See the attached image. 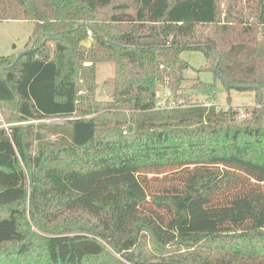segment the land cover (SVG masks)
Wrapping results in <instances>:
<instances>
[{"label": "trees", "instance_id": "obj_1", "mask_svg": "<svg viewBox=\"0 0 264 264\" xmlns=\"http://www.w3.org/2000/svg\"><path fill=\"white\" fill-rule=\"evenodd\" d=\"M250 3L254 20H221L220 0H0V20L34 23L26 54L0 56L5 117H65L0 129V264H153L136 259L149 243L179 249L164 264H264V0ZM186 49L254 91L249 117L157 108L162 83L184 96ZM150 175L170 184L149 192Z\"/></svg>", "mask_w": 264, "mask_h": 264}, {"label": "rangeland", "instance_id": "obj_2", "mask_svg": "<svg viewBox=\"0 0 264 264\" xmlns=\"http://www.w3.org/2000/svg\"><path fill=\"white\" fill-rule=\"evenodd\" d=\"M250 2H252V0H220L221 20L224 19V17L226 19L227 15L230 19H232L233 17L228 14L227 11H230V13L234 16L235 13L241 12L242 7L245 8V16L249 17L250 20H254V18L248 14L250 6L252 5ZM239 26L240 25L237 24L233 26L235 28L226 36L227 40H233L234 32L239 28ZM33 29L34 23L31 20H0V56H8L12 54L18 55L20 52L25 50L29 38L33 33ZM90 39H92V37ZM90 39L86 42L89 43L91 41ZM181 56L190 64V66L184 71L185 79L182 84L185 91L182 90L179 92L181 94L184 93V96L176 97V94L171 92V89L167 87V84L162 83L158 89L159 96L162 99H165L168 96L178 103L187 104L189 103L188 99L190 98L193 102H202L205 104L214 103L225 108L233 107L240 110L241 118L249 117V114L246 113L247 110L256 104L254 91H240L236 88H228L223 80L217 77L213 70L204 68L208 64V60L201 50L186 49L181 53ZM210 65H212V63ZM99 79L102 83H100L98 92L100 93V96L108 97L110 93V86L108 83L113 79L112 68L110 65L103 64L101 66ZM45 119L46 120L29 119L26 123L38 124L42 121L63 122L65 117L54 116ZM32 139L30 153L33 155L36 153V140L34 138ZM24 167L26 169L25 165ZM149 178V192L161 190L164 186L169 185V182L171 181L169 175H150ZM30 223L35 232L44 234V232L39 229L32 220H30ZM145 246L146 248L144 249V252H141V254V250L139 249L136 256V259L143 262L164 264L175 261L174 256L179 253V249L177 248H172L170 252L164 254L157 251L150 243ZM183 251L181 250V252ZM117 256L120 257L126 264H137L126 260L119 254H117ZM163 259H165V261H163Z\"/></svg>", "mask_w": 264, "mask_h": 264}, {"label": "built area", "instance_id": "obj_3", "mask_svg": "<svg viewBox=\"0 0 264 264\" xmlns=\"http://www.w3.org/2000/svg\"><path fill=\"white\" fill-rule=\"evenodd\" d=\"M89 35H92V31H88ZM181 103H178L177 101L169 98L168 96L165 99H162L160 96L157 101V108H172L174 106L180 105ZM46 120V119H43ZM28 122L27 120L24 121H10L8 120L0 106V129H4L8 134H11L12 127L14 125H20V124H26Z\"/></svg>", "mask_w": 264, "mask_h": 264}, {"label": "water", "instance_id": "obj_4", "mask_svg": "<svg viewBox=\"0 0 264 264\" xmlns=\"http://www.w3.org/2000/svg\"><path fill=\"white\" fill-rule=\"evenodd\" d=\"M29 51V49H25L22 52H20L17 56V60L20 59L24 54H26ZM235 87H237L238 85H233Z\"/></svg>", "mask_w": 264, "mask_h": 264}]
</instances>
